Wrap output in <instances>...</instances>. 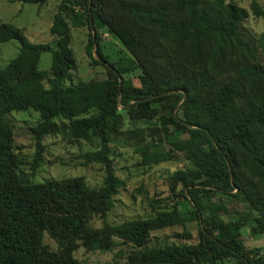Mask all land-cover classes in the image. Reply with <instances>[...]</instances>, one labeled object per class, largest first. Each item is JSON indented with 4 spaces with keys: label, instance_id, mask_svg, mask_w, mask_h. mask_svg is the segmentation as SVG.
Here are the masks:
<instances>
[{
    "label": "trees",
    "instance_id": "trees-1",
    "mask_svg": "<svg viewBox=\"0 0 264 264\" xmlns=\"http://www.w3.org/2000/svg\"><path fill=\"white\" fill-rule=\"evenodd\" d=\"M250 8L264 16L258 0ZM248 14L226 0H59L52 42L31 41L18 26L0 22V42H19L0 66V264H88L74 255L79 246H142L168 226H181L185 238L196 228L197 238L135 249L128 264H264V247L242 237L251 218L264 233V29L246 26ZM75 17L86 20L85 51L92 63L105 62V75L73 79ZM102 31L130 56L113 61ZM155 33L171 41L173 60ZM44 51L55 55L40 68ZM28 109L39 115L31 159L17 149L9 117ZM58 132L97 141L77 157L83 165L99 163L101 183L90 185L83 175L33 179L44 138ZM118 139L139 150L141 165L178 155L191 165L169 173L146 216L112 222L107 214L125 186L114 164ZM184 200L189 208L181 207ZM230 212L236 217L221 216ZM94 213L101 216L97 226Z\"/></svg>",
    "mask_w": 264,
    "mask_h": 264
},
{
    "label": "rangeland",
    "instance_id": "rangeland-1",
    "mask_svg": "<svg viewBox=\"0 0 264 264\" xmlns=\"http://www.w3.org/2000/svg\"><path fill=\"white\" fill-rule=\"evenodd\" d=\"M236 2L249 10L248 17L244 24L258 33L264 29V16L256 15L250 8L251 0H226ZM264 9V0H258ZM59 0H47L43 4L36 2H26L21 0H0V22H9L18 26L22 32L34 42H52V34L49 26L54 12L57 10ZM71 25L72 47L77 59V67L74 68L73 79L88 78L91 76L105 75L106 68L104 63H92L91 57L85 51L88 32L86 20L84 18H72L69 20ZM102 46L113 61L121 56H130L120 40L113 34L102 31ZM156 41L163 46L162 52H168L171 59H174L175 51L172 49L171 41L153 35ZM19 42L16 39H8L0 42V66L5 65L9 59L18 51ZM55 53L44 51L40 54L38 65L40 68L49 67ZM165 58L164 56H161ZM135 83H139L137 77H133ZM124 115L125 111H123ZM9 117L14 125V140L18 150L22 151L30 159L34 153L33 132L31 127L39 119L38 112L33 109L12 110ZM45 150L43 160L35 172L31 174L34 180L45 178H61L67 176L83 175L90 185H97L102 180V169L99 163L83 165L81 158L77 157L80 151L94 148L97 141L86 140L72 141L62 132L48 134L44 138ZM115 149L114 164L119 175L125 180V186L116 196V202L107 214V220L119 222L125 218L134 216H146L150 212L149 199L159 194L166 188L169 173L186 162L182 156L160 162L151 166L139 163V150L133 148L126 139L114 141ZM30 170V169H29ZM190 202H181L182 208H189ZM224 219L236 217V213H224ZM95 226L101 223V216L94 213L90 219ZM254 219H250L248 224L242 227V237L248 246L264 247V233L255 231L252 225ZM181 226H168L152 231V236L142 246H132L131 244H118L112 249H85L79 246L74 255L88 264H102L106 261H117L119 264H128V255L135 249H142L164 242L191 241L197 238L196 228H192V237L185 238L180 236ZM46 240L51 247L56 248V242L49 237ZM160 264V263H158ZM208 264V263H201Z\"/></svg>",
    "mask_w": 264,
    "mask_h": 264
}]
</instances>
